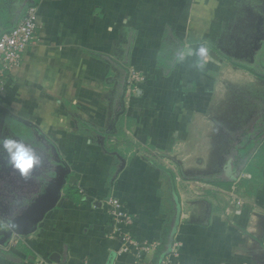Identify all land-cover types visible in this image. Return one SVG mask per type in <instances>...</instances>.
<instances>
[{
	"label": "crops",
	"instance_id": "crops-1",
	"mask_svg": "<svg viewBox=\"0 0 264 264\" xmlns=\"http://www.w3.org/2000/svg\"><path fill=\"white\" fill-rule=\"evenodd\" d=\"M31 6L0 151L43 149L69 172L0 264H264V0H0V34Z\"/></svg>",
	"mask_w": 264,
	"mask_h": 264
},
{
	"label": "flooded vegetation",
	"instance_id": "flooded-vegetation-1",
	"mask_svg": "<svg viewBox=\"0 0 264 264\" xmlns=\"http://www.w3.org/2000/svg\"><path fill=\"white\" fill-rule=\"evenodd\" d=\"M28 150L38 158L39 164L28 170L25 175L21 174V169L26 164H31L30 160L21 156L14 167L8 151H0V223L4 227L0 231L8 230V223L16 213L24 211L41 194V190L49 182L52 163L58 161L53 157L54 153L48 155L43 149L37 150L35 147Z\"/></svg>",
	"mask_w": 264,
	"mask_h": 264
},
{
	"label": "built area",
	"instance_id": "built-area-1",
	"mask_svg": "<svg viewBox=\"0 0 264 264\" xmlns=\"http://www.w3.org/2000/svg\"><path fill=\"white\" fill-rule=\"evenodd\" d=\"M38 8L36 6L28 7L15 27L10 31L0 34V84L6 78L5 72H10L13 68L20 66L25 50L37 41ZM132 81L135 83L137 76L132 75ZM237 205H241L240 200H236ZM108 215L110 218H117L125 223H130V218L118 202L112 199L107 201ZM127 244L136 246V240L129 233L124 234ZM127 251V248L125 249ZM27 264H58L53 261L37 258L29 261Z\"/></svg>",
	"mask_w": 264,
	"mask_h": 264
},
{
	"label": "water",
	"instance_id": "water-1",
	"mask_svg": "<svg viewBox=\"0 0 264 264\" xmlns=\"http://www.w3.org/2000/svg\"><path fill=\"white\" fill-rule=\"evenodd\" d=\"M14 27L15 26L11 29ZM54 164L55 165L52 166L54 170L49 173V182L41 190V194L37 196L24 211L16 213L12 221L8 223V230L0 231L2 236L0 239V247H5L14 235L27 236L33 234L38 223L43 220L46 212L57 205L61 190L65 184V177L69 171L68 168L60 162L59 164L58 162ZM51 259L53 260V257H51ZM56 260L58 261V259Z\"/></svg>",
	"mask_w": 264,
	"mask_h": 264
},
{
	"label": "clouds",
	"instance_id": "clouds-1",
	"mask_svg": "<svg viewBox=\"0 0 264 264\" xmlns=\"http://www.w3.org/2000/svg\"><path fill=\"white\" fill-rule=\"evenodd\" d=\"M189 55L192 54L191 51L188 53ZM196 55H198L203 61L206 62L207 60V50L204 48H200ZM183 58V55H181V59ZM4 147L8 151L11 157V161L13 163V166H16L17 159L21 156H23L25 159L30 160L31 164H26L23 169H21V174L25 175L27 174V171L30 170L32 167L39 164L38 158H36L34 155L31 154L30 150L24 148L23 145L17 144L14 141L6 140L4 142Z\"/></svg>",
	"mask_w": 264,
	"mask_h": 264
},
{
	"label": "trees",
	"instance_id": "trees-1",
	"mask_svg": "<svg viewBox=\"0 0 264 264\" xmlns=\"http://www.w3.org/2000/svg\"><path fill=\"white\" fill-rule=\"evenodd\" d=\"M113 66H115L114 64H113ZM109 149V148H108Z\"/></svg>",
	"mask_w": 264,
	"mask_h": 264
}]
</instances>
